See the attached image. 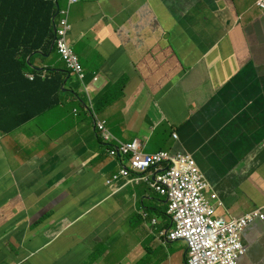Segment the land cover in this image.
I'll list each match as a JSON object with an SVG mask.
<instances>
[{
  "label": "crops",
  "instance_id": "crops-1",
  "mask_svg": "<svg viewBox=\"0 0 264 264\" xmlns=\"http://www.w3.org/2000/svg\"><path fill=\"white\" fill-rule=\"evenodd\" d=\"M256 1L58 0L85 78L68 73L58 105L0 131V264H186L185 242L162 234L167 199L131 176L108 183L123 160L96 133L89 98L118 139L193 154L217 214L264 204ZM48 56L35 66L62 63ZM242 240L238 264H264V222L249 223Z\"/></svg>",
  "mask_w": 264,
  "mask_h": 264
},
{
  "label": "built area",
  "instance_id": "built-area-1",
  "mask_svg": "<svg viewBox=\"0 0 264 264\" xmlns=\"http://www.w3.org/2000/svg\"><path fill=\"white\" fill-rule=\"evenodd\" d=\"M74 1V0H72ZM257 4L264 8V0ZM57 32V47L65 61L79 76L83 77V68L67 40L70 28L68 10H62ZM33 79V75L29 76ZM97 127L105 139L111 137L105 127V121L98 119ZM139 143L122 144L123 153L133 152V170L137 173L153 165L165 162L166 168L155 176L152 185L169 200V213L173 223L169 237L183 238L189 246L188 264H237L244 253L242 242L243 229L255 218L264 220V205L239 217L218 216L213 199L216 194L207 193V183L194 157L188 153L172 154L166 151L151 155L138 152ZM123 168L122 173H132ZM148 179L138 175L136 181Z\"/></svg>",
  "mask_w": 264,
  "mask_h": 264
},
{
  "label": "trees",
  "instance_id": "trees-1",
  "mask_svg": "<svg viewBox=\"0 0 264 264\" xmlns=\"http://www.w3.org/2000/svg\"><path fill=\"white\" fill-rule=\"evenodd\" d=\"M55 13L54 0H0L1 132H11L61 102L62 84L70 73L64 61L42 70L32 67L38 55L45 58L56 51Z\"/></svg>",
  "mask_w": 264,
  "mask_h": 264
},
{
  "label": "clouds",
  "instance_id": "clouds-1",
  "mask_svg": "<svg viewBox=\"0 0 264 264\" xmlns=\"http://www.w3.org/2000/svg\"><path fill=\"white\" fill-rule=\"evenodd\" d=\"M75 1H77V0H74V1H72V0H69V3H72V2H75ZM258 1V0H257ZM257 1H256V4H257ZM54 2H55V0H54ZM59 3V2H58ZM56 4V3H55ZM257 6L259 7V8H261V9H264V8H262V7H260L258 4H257ZM62 10H68V21H69V24H70V28H69V30H68V32H67V40H68V43L71 45V47H72V49H73V51H74V53L77 55V57H78V60L80 61V58H79V56H78V54L76 53V51L74 50V48H73V46H72V44H71V42L69 41V39H68V34H69V31H70V29H71V23H70V19H69V14H70V12H69V6H67V7H64V8H62V7H60V4H59V8H57L56 7V12H57V16L55 17V19L53 20V22H54V26H55V31H54V33H55V36H54V39H55V42H54V46H55V48H56V51H54L56 54L58 53L59 54V59L61 60V61H64V63H65V65H66V67H67V69H69L70 70V72L72 73V74H74L78 79H80L81 81H84V78H85V69H84V67H83V65H82V63H81V61H80V63H81V65H82V68H83V74H84V76L83 77H81V76H79V74L77 73V72H75L71 67H69V65H68V63L65 61V59L63 58V56H62V54L59 52V50H58V47H57V32H58V28H59V22H60V19H61V17H62V13H61V11ZM56 14V13H55ZM53 29H54V27H53ZM53 39V40H54ZM53 43V42H52ZM54 46H52V47H54ZM53 53V52H52ZM51 53V54H52ZM48 55H50V53L48 54ZM47 55V56H48ZM30 58V57H29ZM28 62L30 63V61L28 60ZM48 66V65H47ZM32 67L33 68H37V66H35V64H33L32 65ZM44 67H46V66H44ZM44 67H40V68H44ZM38 70V69H37ZM42 70V69H41ZM47 74V72H46V70H43L42 71V75L43 76H45ZM26 75L29 77L30 75H33V79H34V77H35V75L34 74H32V73H26ZM30 78V77H29ZM31 79V78H30ZM33 79H31V80H33ZM94 79L95 80H97L98 79V76L96 75L95 77H94ZM64 81H66V80H64ZM64 83L65 82H63V84H62V88H63V90L64 89H66L65 87H64ZM64 93V92H63ZM85 107H86V110L88 111V112H90L91 113V115H92V117H93V120H94V125H95V130H96V133L98 134V136L104 141V142H106L107 143V148H108V154L110 155V156H112V157H117V158H120V159H122L123 161H121V166H120V170H119V174H115L112 178H109L107 181H108V183H111L112 181H114L115 179H117L119 176H121V177H125V178H128V177H130L131 176V180L128 182V183H130V182H133V183H139V182H141V181H146V182H148L158 193H160L153 185H152V182L154 181V179H155V176L157 175V174H159V172L161 171V170H164L165 168H166V166H165V162H163V163H160V164H158V165H153V166H151V167H149L147 170H145V171H143V172H139V173H137V172H135L134 170H133V163H132V159H133V157H134V153L133 152H128V153H123L121 150H120V148H121V145L122 144H126V143H132V142H134V141H137L138 143H139V148H138V152H140V153H142V154H148V155H151V154H154V153H157V152H161V151H166V152H169V153H172V154H176V153H188V154H190V155H192L193 156V154H191V153H189V152H182V151H170V150H159V151H156V152H144L143 151V143H142V141L139 139V138H134V139H132V140H130V141H122V140H120V139H118L112 132H111V130H110V128L108 127V124H107V121L105 120V119H102V118H100L99 116H98V113H97V111L95 110V108H94V102L89 98L88 99V101H87V103L85 104ZM98 119L99 120H101V121H105V127L107 128V130L110 132V135H111V137L109 138V139H105L104 138V136H103V134H102V131L97 127V121H98ZM194 157V156H193ZM194 159H195V157H194ZM124 160H127V164H125L124 163ZM196 160V159H195ZM197 162V161H196ZM198 164V163H197ZM198 167H199V165H198ZM123 168H128V169H130L131 171H133L132 173H130L129 175H124L123 173H122V170H123ZM200 168V167H199ZM201 170V169H200ZM201 172H202V174H203V176H204V179H205V181H206V183H207V193L208 194H211V192H214V191H210L209 190V185H208V182H207V180H206V177H205V175H204V173H203V171L201 170ZM138 175H146L147 177H148V179H140L139 181H136V177L138 176ZM215 193V192H214ZM162 196H164L166 199H167V196L165 195V194H162V193H160ZM216 194V193H215ZM216 197H217V194H216ZM216 200V198L215 199H213V203H214V205H215V201ZM264 204H262L261 206H263ZM216 206V205H215ZM261 206H258V207H261ZM258 207H254L253 209H251L250 211H252V210H254V209H256V208H258ZM216 211H217V206H216ZM250 211H248V212H250ZM248 212H245V213H243V214H246V213H248ZM167 214H168V216H169V218H170V220H171V227L166 231V232H163L162 234L165 236V238L166 239H169V240H182V241H184L185 242V244H186V246H187V256H186V264H188V260H189V246H188V244H187V241L185 240V239H183V238H178V239H172V238H170L169 237V234H170V232H171V230L173 229V223H172V219H171V214L169 213V200L167 199ZM242 214V215H243ZM143 215L145 216V217H147L148 216V213H146V212H143ZM218 216H223V215H219V214H217ZM241 216V215H240ZM223 217H225V218H227V219H229V218H233V217H239V216H232V217H226V216H223ZM254 220H260V221H263L264 222V220L263 219H260V218H255ZM254 220H252V221H254ZM251 221V222H252ZM153 222L155 223L156 222V219H153ZM250 222V223H251ZM248 226V225H247ZM246 226V227H247ZM245 227V228H246ZM245 228L243 229V231L245 230ZM243 231H242V234H243ZM242 242H243V240H242ZM243 245H244V243H243ZM244 253H245V251H246V246L244 245ZM243 253V254H244ZM242 254V255H243ZM241 255V256H242ZM240 256V257H241ZM239 257V258H240ZM239 258H238V261H239ZM238 261H237V264H238Z\"/></svg>",
  "mask_w": 264,
  "mask_h": 264
},
{
  "label": "water",
  "instance_id": "water-1",
  "mask_svg": "<svg viewBox=\"0 0 264 264\" xmlns=\"http://www.w3.org/2000/svg\"><path fill=\"white\" fill-rule=\"evenodd\" d=\"M55 3H56V7L59 8L58 0H55ZM56 16H57V12H56V14L53 17V20L55 19ZM54 31H55V26H54ZM54 42H55V39L53 40L52 46H54ZM28 60L30 61V58H28ZM36 69L41 70L42 68L37 67Z\"/></svg>",
  "mask_w": 264,
  "mask_h": 264
},
{
  "label": "rangeland",
  "instance_id": "rangeland-1",
  "mask_svg": "<svg viewBox=\"0 0 264 264\" xmlns=\"http://www.w3.org/2000/svg\"><path fill=\"white\" fill-rule=\"evenodd\" d=\"M53 53H55V52H53ZM51 55V54H50ZM37 58H41L42 60H48L49 59V56H46L45 58L44 57H41L40 55H38L36 58H35V60H34V62L36 61V59ZM49 65H50V63H48ZM164 256V255H163Z\"/></svg>",
  "mask_w": 264,
  "mask_h": 264
}]
</instances>
